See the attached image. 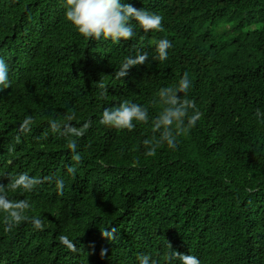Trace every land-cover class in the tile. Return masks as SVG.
I'll return each mask as SVG.
<instances>
[{"label": "trees", "instance_id": "1", "mask_svg": "<svg viewBox=\"0 0 264 264\" xmlns=\"http://www.w3.org/2000/svg\"><path fill=\"white\" fill-rule=\"evenodd\" d=\"M122 2L162 15L164 31L88 40L65 19L64 0H0V46L12 63L11 86L0 91V178L53 177L33 192L9 193L32 203L28 214L44 229L28 223L5 232L0 215V264H139L140 254L169 264L168 242L203 264H264V0ZM256 17L262 26L245 29ZM222 18L233 23L228 32L217 30ZM163 37L172 42L165 61L149 58L115 78L126 56H151ZM185 72L187 97L202 116L176 148L145 155L151 119L129 132L98 122L123 100L148 106L154 118L158 90ZM71 112L75 127L91 121L75 138L78 165L67 138L49 125ZM26 116L34 123L21 134ZM56 178L65 181L62 195ZM111 228L118 238H102Z\"/></svg>", "mask_w": 264, "mask_h": 264}, {"label": "clouds", "instance_id": "2", "mask_svg": "<svg viewBox=\"0 0 264 264\" xmlns=\"http://www.w3.org/2000/svg\"><path fill=\"white\" fill-rule=\"evenodd\" d=\"M65 19L75 27L80 35L88 40H108L112 43H120L121 40H131L136 32L142 35L153 34L164 31L163 16L147 11L144 8H136L131 3L122 0H64ZM227 18L219 21L217 30L228 32L232 27ZM258 24L257 26H254ZM228 26L222 29V26ZM262 26V22L256 20L247 25L245 29ZM172 47V42L166 37L155 41L152 55L146 51L137 50L135 55L126 56L119 68L115 72L116 79H122L129 74L132 67L145 65L149 58L165 61L168 58V51ZM12 77V63L8 54L0 46V91L9 88ZM99 87L103 90L101 95H107V87L101 82ZM191 80L189 74L185 72L175 85L162 87L156 93V98L151 102L157 106L159 111L154 118L149 116V107L129 100H123L114 107L105 108L102 115L99 114L98 122L103 126L120 131H132L137 127L146 125L151 119V136L143 140L146 148V156H155L157 149L165 144L170 149L177 147V138L186 130L194 127L201 119L202 113L198 110L194 100L187 97ZM183 94V95H181ZM191 110V111H190ZM259 110L256 117H261ZM76 119L75 112L66 115L63 120L50 119V129L54 133H59L67 138V147L73 152L72 159L76 165L81 162V155L76 152L77 142L75 138L82 137L91 126V121L83 123L81 127H75L71 121ZM264 123V120L260 121ZM34 123L32 116H26L19 126V133L31 131ZM19 135L17 140H19ZM138 163V162H137ZM76 166H69L67 173L75 176ZM5 184L0 178V215H3V225L5 232H11L14 228L31 223L36 230L44 229V221L37 216H29L32 210V203L26 198L13 199L9 193L20 191L22 195L33 192L37 185L45 181L52 182L53 177L48 176L43 179L30 173L22 172L15 176H5ZM57 192L62 195L65 181L62 178L55 179ZM115 234V235H114ZM100 235L104 239L113 240L118 238V230L111 228L101 230ZM59 242L75 251V244L67 235L61 234ZM170 252L167 255L169 264L172 261H179V264H203L201 257L190 251L179 252L174 250L168 242ZM106 250L101 251V256ZM139 264H159L156 258L148 254H140Z\"/></svg>", "mask_w": 264, "mask_h": 264}, {"label": "rangeland", "instance_id": "3", "mask_svg": "<svg viewBox=\"0 0 264 264\" xmlns=\"http://www.w3.org/2000/svg\"><path fill=\"white\" fill-rule=\"evenodd\" d=\"M258 24H255L254 26H257ZM229 26V25H228ZM228 26L223 25L222 29H226Z\"/></svg>", "mask_w": 264, "mask_h": 264}, {"label": "bare ground", "instance_id": "4", "mask_svg": "<svg viewBox=\"0 0 264 264\" xmlns=\"http://www.w3.org/2000/svg\"><path fill=\"white\" fill-rule=\"evenodd\" d=\"M249 231H250V229H249ZM262 245H264V242H262Z\"/></svg>", "mask_w": 264, "mask_h": 264}]
</instances>
